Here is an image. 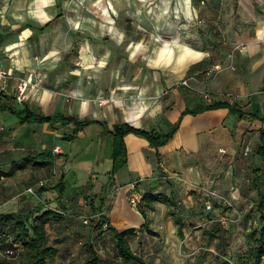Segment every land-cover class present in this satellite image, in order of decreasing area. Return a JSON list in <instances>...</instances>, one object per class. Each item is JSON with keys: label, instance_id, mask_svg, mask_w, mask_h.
I'll list each match as a JSON object with an SVG mask.
<instances>
[{"label": "crops", "instance_id": "obj_1", "mask_svg": "<svg viewBox=\"0 0 264 264\" xmlns=\"http://www.w3.org/2000/svg\"><path fill=\"white\" fill-rule=\"evenodd\" d=\"M225 1L87 0V14L78 18L79 3L82 4L78 0L69 5V17L65 19L61 0H0V46L4 48L6 57L3 62L13 74L24 72L29 80L34 78V74L31 68L25 72L24 66L30 62L26 48L27 42L34 38L38 39L42 49L46 47L45 57H48V54L60 56L56 48L62 41L69 40L83 24L92 36L98 34V37L112 43L123 41L131 33L136 37L126 40L123 51L104 50L103 59L114 61L113 66L106 65L104 61V65L93 74L97 85H43L36 93L31 92L24 103H15V85H10L11 81L9 85H1L0 81V112L7 114V129L18 123V116L3 109V102L10 103L14 109L25 107L45 115L61 113L75 116L87 123L70 138L67 134L73 130L74 123H55L50 126L53 140L59 137L72 143L76 138L84 137L86 141L82 146L94 154L92 170L83 171L84 174L76 172L80 169L72 171L67 166V155L60 146L59 153L51 150L54 155L51 163L41 167L27 165L11 175L1 176L0 197L20 202L18 210L1 213L37 208L50 210L39 199V203L35 201L36 193L49 192L46 188L40 193L35 186L33 196L25 193L18 197L17 193L3 187L8 178L23 174L28 187L44 177L50 182L54 179L51 190L57 192L53 203L57 207L66 206L63 202L69 204L74 198L80 202L77 194L67 200L65 186L73 189L90 181V189L95 190L101 180L102 194L94 193L95 215L103 207L110 224L116 229L134 228L135 234L128 237L130 248L131 241L139 240L142 234L148 235L143 228L144 223L160 235V239L163 237L178 245L183 243L192 228L202 233L208 230L214 237L222 239L224 229L241 227L242 244L247 248L244 234L256 225L255 216L250 213L253 196L248 199L238 194L236 186L239 183L236 182L235 188L233 184H228L227 188L226 184L227 191H222L221 187L225 185L222 171L241 169L245 165L247 169L254 168L243 149L250 147V138L255 134L259 144V131L264 127V93L257 90L264 85V0H229V4ZM218 6L230 10L224 14L222 28L224 32V27H231V39L223 37L222 41L216 40L204 27L208 24L213 30L217 27L221 31L219 24L208 17ZM121 10H124V16L131 14V17L118 21ZM68 23L70 33L64 34L63 26ZM130 25L135 26L133 32ZM160 27H165L167 32H176L180 27L184 32L195 31L197 27L203 31L197 38L181 42L177 34H173L171 39L160 38ZM145 37L151 43L148 50L143 46ZM46 41L48 45H44ZM82 57L93 59L95 55L90 51ZM121 58L126 60L123 62ZM143 58L145 61L142 62ZM137 60L138 64H134ZM78 72L74 69L72 74L77 75ZM47 74L51 80L57 77L55 71H45L44 80ZM181 78H190L189 84L176 85ZM6 80L11 79L7 77ZM221 102L227 106L205 108L195 114L187 112L197 106ZM177 120L178 126L170 138L156 147L143 134L125 133L121 140L122 154L117 160L119 166L110 172L115 146L111 131L113 125L126 123L147 132L164 134ZM21 126L23 131L19 136L27 137L30 131L46 130L47 124L25 122ZM4 163L8 167L13 165L11 160L0 162L3 171H7L3 168ZM93 178L96 183H93ZM60 181L64 186L61 194L58 190ZM131 187L166 200L153 201L152 208L143 216L128 203L127 193ZM210 191L218 196L210 198L212 207L207 210L204 201L209 198ZM253 192L251 189L248 193L252 195ZM28 196L33 198L30 202ZM222 197L230 200H227L229 205L222 201ZM32 200L34 203L29 206L26 202L31 203ZM244 201L248 203L242 208ZM176 219L180 220L179 227ZM230 222L233 223L230 225ZM186 223L191 225L185 228ZM89 230L87 237L91 238L92 227ZM259 264H264V260Z\"/></svg>", "mask_w": 264, "mask_h": 264}, {"label": "rangeland", "instance_id": "obj_2", "mask_svg": "<svg viewBox=\"0 0 264 264\" xmlns=\"http://www.w3.org/2000/svg\"><path fill=\"white\" fill-rule=\"evenodd\" d=\"M77 1L78 0H61L64 6L63 17L65 19L69 17V5L76 3ZM79 1L82 4L80 5L78 2L79 9L76 14L78 18L84 17L87 14L85 7L87 0ZM225 3L229 4V0L225 1ZM226 12L230 13V10L227 7L221 8V6H218L216 9L214 8L208 16L212 18L215 23L219 24L222 32L219 31L216 26V29L214 30L210 28L208 24L204 26L208 33H210V37L214 36L216 40L219 38L222 41L223 37H225L226 40L231 39L232 37L233 32L231 31V27H224V32L222 28L224 26V24L222 26V19ZM128 15V17H131V14ZM128 17L124 16V10H121L118 21L123 22L125 19H128ZM130 28H135V26L130 25ZM160 28L161 31L158 33L160 38L171 39L173 34H177L178 39L181 42H188L190 39H193L203 31V28L199 27L195 28V31L187 30L186 32H184L185 30L181 27L176 32H167L165 27ZM70 29L71 26L69 23L65 24L63 26L64 34H67L68 32L70 33ZM88 30L89 28L83 24L78 30H76L77 32L75 34L71 35L69 40L62 41L60 43L61 46L56 48L60 56L48 54V57H45L47 49L46 47L44 49L40 47V43L37 38L28 41L26 50L28 52L27 58L30 62L28 65L24 66V68L26 73L28 72L27 70L31 68V71L34 74V78L31 79L32 84L37 83V85H40L41 87L43 85H97L96 82H94L93 74L98 71V67L104 65V61L106 65L113 66L112 62L114 59H103L101 56L104 50L114 52V49H119L123 51L125 43L127 42L126 40H134L136 38L134 37V34L131 33L126 35L123 38V41L112 43L106 38L98 37V34L92 36ZM131 32H133V29ZM221 33L223 36H221ZM218 34L220 35L219 37L217 36ZM48 44V41L44 42V45ZM143 46L144 49L147 50L151 46L147 37L143 40ZM90 51L95 55L93 59L82 57V54L90 53ZM4 53V48H1L0 46V69L7 70L9 66L7 67V65L3 62L4 58H6ZM90 60L91 62H88ZM125 60L126 59L121 58V61L124 62ZM138 60L134 64H138ZM141 61H145V58ZM142 67L144 68L145 66L143 65ZM74 69H78L79 72L77 75L72 74ZM45 71H55L57 77L51 80L50 75L47 74L44 80L43 75ZM143 71H145V68ZM117 74L118 72L116 71V75ZM18 78L27 77L24 76V72H16L10 77L11 80H6L4 82V85H9V81H11L10 85H16ZM181 80L182 78L178 81L176 80L177 83L175 84L182 85L179 83ZM257 90H260L262 93L264 85L259 86ZM64 94H67V92L65 91ZM8 121L7 114L0 112V162H6L9 160H11V162H18L24 155L34 154L37 150L45 148L52 150L54 145L58 144L59 147L61 146L64 148L67 155V166L70 167L72 171L75 169H80L82 172L92 170L91 164L93 162L94 154L92 151H86L84 146H82L86 141L84 137L76 138L72 143H68L65 139L59 137L53 140L54 137L50 133V126L52 125L50 124H47L46 130L37 129L35 133H31L30 131L27 137H23L19 136L22 134L23 126H21L19 122H15L10 129H7L5 125ZM257 144V135L255 134L254 137L250 138V147L246 156L252 161L254 166L260 167L264 173V157L258 155L256 152ZM241 146H243V144ZM248 159L242 160L246 161ZM4 165V170H9L11 167H8L6 163H4ZM81 171L76 172L84 174V172L82 173ZM250 177L251 169H247L246 165L241 169L234 168L233 170H228L226 172L223 170L222 181L225 185L224 187H221L223 188L222 191H227L229 186L228 184H233V187L235 188L236 182L237 184L239 183V185L236 186L237 193L251 199L252 196L255 197V192H253L252 195L248 193L252 189L249 185ZM41 179L45 182L43 185L38 186L37 189H40L39 191L41 193L44 192V190H41V187H45V190H48L49 192L47 193L49 194L41 193L38 195L36 192V194L34 193V190L32 192L27 191L28 186L24 182L23 174L17 176L16 178L5 179L3 187L6 188L7 191L10 190L13 191V193H17L18 197H22L25 193L33 196L34 193L37 197L35 201L39 199V202L47 208L50 207V213L55 215V218L53 217L46 226V243L54 246L57 249V254L53 259L48 260V264H81L82 260L87 257L83 248V242L86 240L87 234L90 235L89 229L92 227L94 219L96 218L94 198L95 194H102V188H100L101 180L97 182L95 190L90 189V181H88L83 187L80 186L81 188L75 187L71 189L69 186H65V190H67V200L70 196L77 194L79 195L80 202L78 200H74V198L72 199L73 201L71 200L69 202V204L67 202H63L66 206L59 205V207H57L54 205L57 192L55 189L53 191L51 190L53 188L52 182H54V179L52 182L46 181V177ZM67 183H69V181H67ZM93 183H96L94 178ZM44 196H47L48 198ZM27 199H29L30 202L33 198L28 196ZM224 199L229 200L225 197ZM29 202L27 201L26 203L30 206L34 203V200H32L31 203ZM39 202L37 201V203ZM19 203L20 202L14 198L8 199L6 197H0V212L18 210L19 208L17 207ZM231 203L233 204V207H235L233 200H231ZM247 203V201H244L242 208H244L245 205L247 206ZM21 205H24V202H22ZM234 221L236 222V220ZM233 222H230V225ZM190 225L191 224L186 223L184 227L187 228ZM223 231L225 234L223 233V238L220 239L219 237H214V234H210L208 230H205V233H202L198 229L196 230L192 228L191 232L186 235V238L182 240L183 243L180 245L171 244L170 240L164 239L163 237L160 239V235L158 234H142L139 240L131 241V250H133L136 255L141 256L146 264H212L216 260L225 262L229 260L235 264H248L247 262L249 261V257L247 255V248H244L242 244V228H233L229 230L224 229ZM91 242L99 256V264H126L117 256L114 240L108 230H103L101 235H97L93 230L91 232ZM24 258H26V255L22 253L19 248L14 249L13 256L5 257L0 254V260L6 261L9 264L19 263L24 260Z\"/></svg>", "mask_w": 264, "mask_h": 264}, {"label": "trees", "instance_id": "obj_3", "mask_svg": "<svg viewBox=\"0 0 264 264\" xmlns=\"http://www.w3.org/2000/svg\"><path fill=\"white\" fill-rule=\"evenodd\" d=\"M15 101V99H14ZM15 103H17L15 101ZM3 109L12 114L18 116V122L22 123H36V124H50L54 125L59 123L60 125H67L70 122L74 123L73 130L67 134V138H70L76 134V132L87 123L85 120H78L75 116L64 115L57 113L55 115H45L39 112L28 110L27 108L14 109L10 103H2ZM227 106L225 102L211 103L206 106H197L187 112L195 114L201 109L205 108H217ZM234 111L235 109H231ZM23 113V115H21ZM178 126V120L172 125V127L164 134H158L152 131H144L139 128L132 127L126 123L115 124L112 127L113 140L115 142L114 150L111 154L112 158V172L119 162L117 161L121 156L122 136L133 131L145 135L150 144L154 147L167 141L174 130ZM259 144L256 148L258 155L264 157V127L259 131ZM54 157L51 149L42 150L39 153L29 154L22 156L19 161H13V165L9 170L3 171L0 168L1 176L11 175L16 169H20L27 165L41 167L51 163V159ZM252 189H254L255 197H253V203L250 210L255 216L256 225L251 227L244 234V239L247 244V255L249 257L248 264H259L264 260V173L263 170L254 166L251 170L250 183ZM59 194L63 193L64 186L62 181L58 182ZM45 187H41L44 190ZM40 190V189H39ZM155 200L165 201V197L157 196L154 193H142L141 201L138 206V211L145 216V211L152 208V202ZM104 206L103 204H101ZM104 208L100 209L96 213L92 229L97 235H101L103 230H108L115 243L116 254L119 259L126 264H145L144 260L133 253L128 243V237L135 234L134 228H126L122 230L116 229L112 226L104 213ZM250 215V214H248ZM50 210L27 209L24 212H0V251L5 248H19L22 253L26 255L24 260L15 264H48V260L53 259L57 254V249L46 243V225L54 217ZM55 218V217H54ZM177 226H180V220H175ZM144 230L147 234L156 235L157 233L147 227L146 223L143 224ZM83 248L87 254V257L82 260L81 264H99V256L93 247L91 238L88 236L83 242ZM0 264H9L6 261L0 260ZM213 264H235L229 260L219 261L216 260ZM238 264V263H237ZM246 264V263H242Z\"/></svg>", "mask_w": 264, "mask_h": 264}, {"label": "built area", "instance_id": "obj_4", "mask_svg": "<svg viewBox=\"0 0 264 264\" xmlns=\"http://www.w3.org/2000/svg\"><path fill=\"white\" fill-rule=\"evenodd\" d=\"M11 76H13V73L11 70L0 69V81L2 82L1 85H4V82L6 81L7 77H11ZM189 79L190 78L182 79L179 83L184 85V86H187L189 84ZM40 89H41L40 85H37V83L32 84L31 80H29L28 78H18V81L15 85L14 99L17 103H24L28 99L31 92L36 93V91H39ZM262 92L264 93V90ZM248 150H249V147L245 146L243 149V152L247 153ZM52 151L55 153L56 152L59 153L60 147L58 145H54V147L52 148ZM44 182L45 181L42 179L36 181L34 186H30L27 188V191L32 192L33 188L35 186L36 187L41 186L44 184ZM213 196H218V194L215 193L214 191H210L208 193L209 198H206L204 201L205 209H207V210L211 209L212 202H211L210 198ZM141 197H142V193L140 191L134 189L133 187H131L127 193L128 203L136 209H138V206H139L140 201H141ZM222 201L224 203H226L227 205H229V202L226 199H224L223 197H222ZM0 254L2 256H5V257L13 256L14 249L13 248H5L4 250L0 251Z\"/></svg>", "mask_w": 264, "mask_h": 264}]
</instances>
